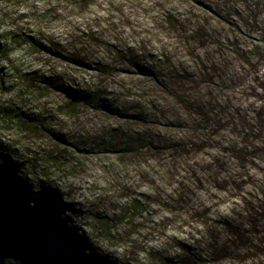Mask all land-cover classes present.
<instances>
[{"label": "trees", "instance_id": "16d2710c", "mask_svg": "<svg viewBox=\"0 0 264 264\" xmlns=\"http://www.w3.org/2000/svg\"><path fill=\"white\" fill-rule=\"evenodd\" d=\"M58 1L68 40L29 37L53 62L18 84L54 97L13 113L33 141H0V264H115L91 237L144 222L150 264H264V0ZM172 216L191 234L162 247Z\"/></svg>", "mask_w": 264, "mask_h": 264}, {"label": "rangeland", "instance_id": "374dc122", "mask_svg": "<svg viewBox=\"0 0 264 264\" xmlns=\"http://www.w3.org/2000/svg\"><path fill=\"white\" fill-rule=\"evenodd\" d=\"M254 3L256 4L255 0ZM69 8L66 3H59L58 0H0V141L9 147L18 148L19 141L23 139L27 140L30 138V141H33V137H28V133L21 131V124L13 116V113L21 111V109L27 112L31 102L47 107V103H50L53 99L52 97H54V95L50 97L43 96L39 101L35 102L34 97L39 95V93H35L32 97L22 95L21 86L18 85L20 84V75L24 73H37L40 75L51 67L53 62L49 56L34 51L29 46L28 39L32 37L36 40L35 33L42 31L56 37V41L59 39L67 42L65 23L59 18L68 15ZM246 31L255 36L251 40L253 46L261 47L264 45L263 40H260L262 34L253 32L251 29H246ZM260 69L261 71L264 70L262 67ZM1 110H4L6 115L1 114ZM36 139L42 138L36 137ZM33 143L25 144L28 148H33ZM17 151L19 152V150ZM44 181L51 182L50 178ZM65 183L67 185L63 187V190L61 189L62 191L73 193L77 190L80 194L83 192L82 189L84 187L81 181L70 177L61 180L58 186L61 185L60 187H62ZM68 212L71 219L75 221L76 214H72L70 210ZM173 220L175 221L173 216L169 217L159 226L158 231L165 233L166 237H161L158 240L160 243L158 245L164 244L162 247L166 246V243L175 245L173 237L187 240L190 236L191 232L186 226L178 227L179 223L173 224ZM143 226L146 227L141 229L138 235L134 237L136 243L125 246L123 249L111 246L115 241L96 239L94 236L91 237V244L89 245L98 253L106 255L115 264H150L153 255L151 253L149 255L146 247L150 248L151 245L156 246V244L154 241L147 242V240H152L153 237L158 235L154 233L156 229L153 224L144 222ZM80 229L88 230L87 227ZM89 248L87 246V252H90ZM143 249L145 251H142ZM254 262L253 264H263L261 260ZM153 264H156V262H153ZM246 264L252 263L247 262Z\"/></svg>", "mask_w": 264, "mask_h": 264}]
</instances>
